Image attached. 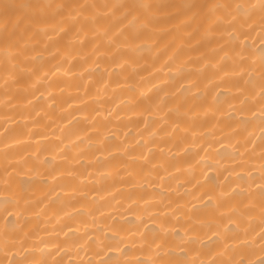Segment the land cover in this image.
I'll use <instances>...</instances> for the list:
<instances>
[{"label": "snow or ice", "instance_id": "6c2138e0", "mask_svg": "<svg viewBox=\"0 0 264 264\" xmlns=\"http://www.w3.org/2000/svg\"><path fill=\"white\" fill-rule=\"evenodd\" d=\"M58 76L67 79L57 84ZM90 85L96 88L91 97ZM0 88L3 107L20 117L6 116L0 125V264H63L58 256L68 249V234L79 229L61 228L55 235L63 232L65 241L50 242L32 220L33 186L49 177L57 199L61 192L72 200L91 197L67 207L83 213L96 206L88 211L93 221L113 201L126 204L125 212L139 221L134 233L139 239L130 242L112 225L100 234L85 231L77 248L85 255L92 245L97 255L112 248L148 250L146 260L109 257L100 264H264V0H0ZM54 88L74 89L68 107H77L91 126L68 142L65 129L72 119L52 127L51 136L35 131L39 118L50 116L44 105L52 110L56 103ZM121 90L131 95L125 99ZM90 99L111 105L106 113L97 105L89 114ZM129 105L138 117L136 134L129 137L133 128L127 126L120 130L122 139L108 122L122 120L118 110ZM225 121L231 131L222 127ZM37 135L59 141L53 151L62 163L33 157L28 145H40ZM85 144L91 155H68ZM217 144L232 145L233 151L220 154ZM210 150L230 159L226 183L199 196L187 186L184 192L179 184L171 187L181 168L169 162L191 156L199 164L200 153ZM185 162L191 171L195 165ZM233 174L236 179L229 180ZM95 175L111 181L102 190L107 195L87 190L85 180L94 184ZM188 196L201 203L184 199ZM107 216L114 218L111 211ZM149 222L157 227L148 228Z\"/></svg>", "mask_w": 264, "mask_h": 264}, {"label": "bare ground", "instance_id": "6f19581e", "mask_svg": "<svg viewBox=\"0 0 264 264\" xmlns=\"http://www.w3.org/2000/svg\"><path fill=\"white\" fill-rule=\"evenodd\" d=\"M152 2L155 3H179L181 0H152ZM169 40L172 39V37H168ZM257 51L259 50V43L256 44ZM147 55V53H146ZM98 72H102V68L97 70ZM67 78L63 76L54 77L53 80L55 83H63ZM75 79V78H74ZM96 80H99L100 77L96 76ZM110 91V90H109ZM125 99L128 98L130 93L127 92V90H121ZM96 93L95 86L90 85L89 86V94L90 97L94 96ZM54 96L56 103L53 106L52 110H48L47 106L44 105L45 109L50 112L49 118H43L40 117V124L37 129H35L36 132H43L46 131L49 136H51L52 133V127H56L59 125L62 127L63 125L60 123L61 120H63L64 124H68V120L72 119V123L68 124V128L65 129V139L66 142L67 138L70 136L72 139H75V136L77 133H83L84 129H90V124L84 121L83 116L80 114V110L73 106L71 108L68 107L69 101H72L76 98V92L73 88H67L63 93H60L59 88H54ZM5 100V95L3 92V89L0 88V125H3V121L6 118V116H14L15 119H20L19 115L12 111L11 109H5L3 107V102ZM43 101H41V104ZM97 105H103V107H100L98 110L102 113H106L108 107L111 105V101L107 99L102 100H91L90 104L87 108V112L90 114L94 108H97ZM133 105H129L127 108L122 107L118 111H120L121 116H123L122 120H110L109 126H112L115 128V130L120 131L121 129L127 130V126H131L133 128V131L129 132V137L135 136L136 131V123H137V115L134 114L132 111ZM129 116L132 117L131 120H129ZM75 117H79V119H76ZM99 119H103L100 117ZM140 126L142 127V118ZM55 121V124L52 122ZM227 121L224 122L222 127L226 129V131H231L230 129H227ZM15 125V122L13 121L12 124L8 125L9 127H12ZM51 125V127H49ZM2 127H0V131H2ZM203 131L207 132L208 129L204 128ZM252 131L254 132L255 136L260 135V130L258 125L252 126ZM57 134L59 135V128L57 127ZM91 135L95 136V132H91ZM246 135V134H245ZM120 136L123 139V131H120ZM37 140L40 141V145H37L35 141H32L28 147L31 149L33 153V157L38 153L39 159L41 161L45 160V157L48 158V162L51 164H60L62 163L60 156L57 155L55 151H53L54 145L58 144L59 141L52 139H45L42 135H37ZM110 140H114V137H109ZM209 142L215 143L214 140H210ZM257 143L259 141H256ZM235 141H233V144ZM3 147L2 142H0V148ZM89 145L85 144L83 145V151L77 150L68 152V155L75 156V155H81L82 157H87L91 155V153L87 150ZM216 149H218V152L220 154L226 153V152H232L233 148L232 145H229L227 148H222L219 146V144L216 145ZM217 150H210L207 155L203 152L200 153L201 157H204L202 160H200L199 164H196L195 159L193 157H178L175 161L169 162L171 163H179V166L181 168V171L175 172V179L171 181V187L176 188L177 185H180V191L184 192L185 186H187V189L190 193H195L196 196L201 195L203 191L211 190L214 185L217 183L224 184L226 183L224 177L227 176V172L224 171V168L231 167V162L229 157L224 155H218ZM52 155H57V160L52 161L51 157ZM156 157L160 158V154L157 152ZM255 165L254 168L258 169L259 167V157L256 156L255 158ZM186 160L191 161L193 165H195L191 171H188V164L185 162ZM0 162H2V156H0ZM86 163V161H85ZM78 170L83 172L82 168H79V165H76ZM223 166V167H222ZM37 167L40 168L41 173H46L48 169H46L43 165L37 164ZM92 167V166H89ZM223 172V175L221 176L220 173ZM258 174V172L256 173ZM86 176V173H85ZM205 177H207V180H205ZM196 178L199 179V184L196 182ZM24 179H27V177H24ZM94 179L96 183H88L87 180H85V183L87 184V190L91 192L92 194H97V191L100 190L102 194L107 195L106 192H103L102 190L109 187L111 184V181H105L103 177L99 175H95ZM229 180H235V174L233 176L228 177ZM200 185H207L206 188H201ZM54 182L52 181L51 177H49L46 181H37L32 189V199L36 201V205H34V212L32 214V220L34 223H38L41 231V235L44 236L45 240L48 241H57L60 242L65 241V237L63 235V232H61L60 236H56L55 232L59 231L61 228L65 232L68 231V226L71 225L73 228L79 229L78 232L72 233L69 232L68 236L69 242H68V249L66 251H62L58 258L63 259V264H86V262L91 259L92 264H100L101 261L104 259H107L109 257L119 258L121 261L125 259H129L131 261H135L136 259H148V250L143 249L141 250L139 247H129L124 248V245L121 244V248H124V252H118L115 248L107 249L103 251L100 255L96 254L97 249L94 245L91 246V250L89 251L88 255H85L84 249H80L77 251L79 243H83V240L80 239V237L83 236L85 231L88 233H94V234H100L103 231L107 229L109 225L114 226L115 228L120 230L119 235L123 236L126 241H132V240H138L139 236L134 235L136 232V226L139 224V221L135 218L134 215L131 213H126L125 209L127 207L126 204H116L114 201L111 203V205H105V216H100L97 212V220L93 221L92 217L88 215V211L95 210L96 206H91L89 209H85L83 213L77 212L74 208H69L67 205L69 203L77 204L84 202L88 203L91 200V197H88L87 201L84 200L83 197L77 196L75 200H72L70 196H65L63 192H61L60 198H56V193L51 191V188L54 187ZM57 191H60L59 187L56 188ZM119 195V194H117ZM184 199H193V197L188 196L184 197ZM108 200L111 201V196H108ZM43 201V203H41ZM195 203L200 204V201L194 200ZM98 204H104L103 201H99ZM65 210L71 211L73 215L71 217L65 216L64 212ZM113 212L114 218L108 219L107 213ZM100 221H103V224H100ZM172 223H176L174 220ZM4 224V221L0 219V227H2ZM148 228H155L157 225L149 222L147 225ZM141 231H145V229H141ZM111 236V232L108 233ZM180 234H183L182 232ZM119 239V236L116 237ZM86 239V237H85ZM75 241V244L73 243ZM48 249H45L47 251ZM255 252H259V248H255ZM124 253H129V255L125 256ZM37 257L40 256V252L37 251L35 253ZM259 257L257 255H253L252 259L257 260Z\"/></svg>", "mask_w": 264, "mask_h": 264}]
</instances>
